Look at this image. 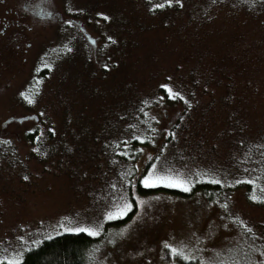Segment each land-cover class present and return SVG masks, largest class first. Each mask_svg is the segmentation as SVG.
<instances>
[{
    "label": "rangeland",
    "instance_id": "obj_1",
    "mask_svg": "<svg viewBox=\"0 0 264 264\" xmlns=\"http://www.w3.org/2000/svg\"><path fill=\"white\" fill-rule=\"evenodd\" d=\"M40 1L0 47V263L85 232L92 264H264L256 191L132 189L264 191V0Z\"/></svg>",
    "mask_w": 264,
    "mask_h": 264
},
{
    "label": "trees",
    "instance_id": "obj_2",
    "mask_svg": "<svg viewBox=\"0 0 264 264\" xmlns=\"http://www.w3.org/2000/svg\"><path fill=\"white\" fill-rule=\"evenodd\" d=\"M163 104L167 107L174 106L176 103L168 98L166 93H163ZM32 139V135L28 136ZM132 146H140L139 142L135 141ZM143 146V144L141 145ZM131 148V147H130ZM132 149V148H131ZM132 158H137V155L130 154ZM264 160V158H263ZM136 194L140 197H150L158 193L170 194L178 197H191L197 194L205 195L209 202L219 200L223 195L234 190H244L249 200H256L254 192L259 194L260 205H264V191L259 187H254L252 183H240L235 188L224 187L221 184H214L211 182L199 181L197 182L190 192L184 193L177 190H169L166 188H143L140 183L136 184ZM261 193V194H260ZM252 197V198H251ZM224 199V198H223ZM134 209L124 218L113 221L107 226L110 227H123L129 224L136 214L137 203L133 197ZM102 240L101 237H93L88 233H64L56 237L46 239L41 242L37 247L29 250L19 263L2 262L0 264H92L90 252ZM179 264H199L198 260L180 261Z\"/></svg>",
    "mask_w": 264,
    "mask_h": 264
},
{
    "label": "flooded vegetation",
    "instance_id": "obj_3",
    "mask_svg": "<svg viewBox=\"0 0 264 264\" xmlns=\"http://www.w3.org/2000/svg\"><path fill=\"white\" fill-rule=\"evenodd\" d=\"M17 1L0 0V47L3 49L12 45L13 36L16 35L15 29L21 27L29 33L35 16L46 17V6L40 0H19V3ZM20 3L22 4L19 7Z\"/></svg>",
    "mask_w": 264,
    "mask_h": 264
},
{
    "label": "snow or ice",
    "instance_id": "obj_4",
    "mask_svg": "<svg viewBox=\"0 0 264 264\" xmlns=\"http://www.w3.org/2000/svg\"><path fill=\"white\" fill-rule=\"evenodd\" d=\"M25 179H27V177H25ZM146 183H147V182H146ZM171 186H179V185L176 184V183H173ZM185 190L187 191V190H189V189L185 188ZM254 198H255V197H254ZM81 230L83 231V230H85V229H81ZM91 234L96 235L97 233L92 232Z\"/></svg>",
    "mask_w": 264,
    "mask_h": 264
}]
</instances>
